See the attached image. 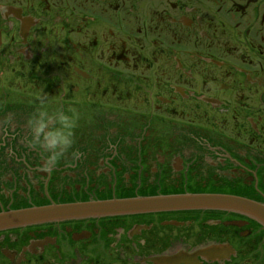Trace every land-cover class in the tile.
<instances>
[{"label":"flooded vegetation","instance_id":"flooded-vegetation-1","mask_svg":"<svg viewBox=\"0 0 264 264\" xmlns=\"http://www.w3.org/2000/svg\"><path fill=\"white\" fill-rule=\"evenodd\" d=\"M41 97L81 117L52 173L16 155ZM142 195L259 211L12 228L0 264H264V0H0V212Z\"/></svg>","mask_w":264,"mask_h":264},{"label":"water","instance_id":"water-1","mask_svg":"<svg viewBox=\"0 0 264 264\" xmlns=\"http://www.w3.org/2000/svg\"><path fill=\"white\" fill-rule=\"evenodd\" d=\"M244 208L259 211L249 203L221 196L140 198L108 203L33 208L0 214V231L59 219L99 215H125L184 209Z\"/></svg>","mask_w":264,"mask_h":264},{"label":"clouds","instance_id":"clouds-1","mask_svg":"<svg viewBox=\"0 0 264 264\" xmlns=\"http://www.w3.org/2000/svg\"><path fill=\"white\" fill-rule=\"evenodd\" d=\"M80 118L75 107L51 106L45 97H41L39 108L27 121V145L40 154L44 171L52 173L68 157L73 162L81 158L82 154L74 148V132ZM7 119L11 125L12 117Z\"/></svg>","mask_w":264,"mask_h":264},{"label":"rangeland","instance_id":"rangeland-1","mask_svg":"<svg viewBox=\"0 0 264 264\" xmlns=\"http://www.w3.org/2000/svg\"><path fill=\"white\" fill-rule=\"evenodd\" d=\"M29 152H31V150H29ZM81 158H82V156H81Z\"/></svg>","mask_w":264,"mask_h":264}]
</instances>
